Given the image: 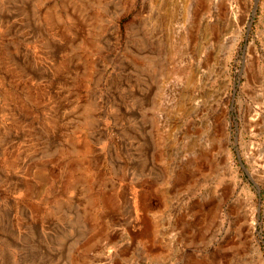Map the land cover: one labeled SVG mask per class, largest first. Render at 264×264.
<instances>
[{
  "label": "rangeland",
  "instance_id": "rangeland-1",
  "mask_svg": "<svg viewBox=\"0 0 264 264\" xmlns=\"http://www.w3.org/2000/svg\"><path fill=\"white\" fill-rule=\"evenodd\" d=\"M0 264H264V0H0Z\"/></svg>",
  "mask_w": 264,
  "mask_h": 264
},
{
  "label": "water",
  "instance_id": "water-1",
  "mask_svg": "<svg viewBox=\"0 0 264 264\" xmlns=\"http://www.w3.org/2000/svg\"><path fill=\"white\" fill-rule=\"evenodd\" d=\"M256 9H257V6L255 7L254 12L256 11ZM246 47H247V44L245 45V48L243 49V53H245ZM243 58H244V54H243Z\"/></svg>",
  "mask_w": 264,
  "mask_h": 264
}]
</instances>
